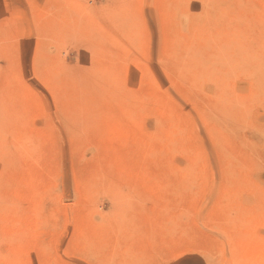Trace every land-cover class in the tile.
I'll return each mask as SVG.
<instances>
[{
  "label": "rangeland",
  "instance_id": "374dc122",
  "mask_svg": "<svg viewBox=\"0 0 264 264\" xmlns=\"http://www.w3.org/2000/svg\"><path fill=\"white\" fill-rule=\"evenodd\" d=\"M0 264H264V0H0Z\"/></svg>",
  "mask_w": 264,
  "mask_h": 264
}]
</instances>
